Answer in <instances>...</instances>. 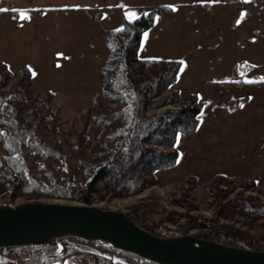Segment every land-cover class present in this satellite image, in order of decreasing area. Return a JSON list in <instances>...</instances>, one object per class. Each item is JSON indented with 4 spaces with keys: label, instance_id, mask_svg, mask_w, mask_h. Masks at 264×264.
I'll list each match as a JSON object with an SVG mask.
<instances>
[{
    "label": "rangeland",
    "instance_id": "374dc122",
    "mask_svg": "<svg viewBox=\"0 0 264 264\" xmlns=\"http://www.w3.org/2000/svg\"><path fill=\"white\" fill-rule=\"evenodd\" d=\"M53 6L61 9L52 11ZM158 7L169 10L156 15L152 27L144 32L147 39L143 34L137 57L177 67L176 83L167 94L196 96L203 103L200 124L192 134H179V162L157 171L156 185L137 196L92 200L90 205L136 215L140 221L177 236L205 240L201 236L209 232L193 224L211 220L258 237L259 229L248 228L244 218L225 219L219 210L236 198L264 203L263 5L252 1L235 5L233 0H40L34 7L39 10L25 14V19L13 22L7 15L0 16V62L11 73L27 68L33 96H52L50 104L59 112L58 124L67 131V143H75L83 111L90 109L93 98L102 92L106 32L129 21L126 13L139 17ZM240 63L249 65L251 71L237 78L234 72ZM142 78L139 76L140 89L148 83ZM240 79L243 85L236 82ZM39 135L49 144L58 139L41 125ZM74 168L71 159L68 171L72 173ZM219 175L231 180L230 184H214ZM248 182L256 187L245 188ZM10 192L0 184L1 205L82 204L46 197L11 199ZM65 261L92 264L88 255Z\"/></svg>",
    "mask_w": 264,
    "mask_h": 264
},
{
    "label": "trees",
    "instance_id": "16d2710c",
    "mask_svg": "<svg viewBox=\"0 0 264 264\" xmlns=\"http://www.w3.org/2000/svg\"><path fill=\"white\" fill-rule=\"evenodd\" d=\"M167 7L154 8L119 29H109L105 36L107 57L102 68V92L93 98L91 108L83 111L82 128L75 143H67V131L58 122L59 112L46 98L33 96L31 74L23 67L11 73L0 62V184L11 189L7 195L75 201L90 205L92 200L122 199L137 196L157 184L155 173L176 166V137L192 134L200 124L203 103L194 96L183 98L167 94L176 83L177 67L166 61L137 57L144 32L156 15ZM18 11L10 13L15 17ZM251 67L240 63L235 77ZM139 76L148 83L139 88ZM14 81L13 83H11ZM243 85L244 80L236 81ZM168 107H173L170 109ZM165 108L162 113L156 111ZM167 108V109H166ZM58 139L50 144L39 135V126ZM73 159L75 168L68 171ZM214 184L231 180L217 176ZM254 182L245 188L254 189ZM222 218L239 216L248 228H257L258 237L211 220H195L194 227L207 230L203 239L230 247L264 251V203L236 198L219 210ZM147 232L162 238L177 237L163 227L126 214ZM64 242V254L57 257L59 245L17 246L0 249V264H52L79 255H88L92 264H113L84 246ZM95 246H100L94 243ZM106 249V247H104ZM109 249V248H107ZM119 253L134 264H154L131 254ZM124 264V263H115Z\"/></svg>",
    "mask_w": 264,
    "mask_h": 264
},
{
    "label": "water",
    "instance_id": "95a60500",
    "mask_svg": "<svg viewBox=\"0 0 264 264\" xmlns=\"http://www.w3.org/2000/svg\"><path fill=\"white\" fill-rule=\"evenodd\" d=\"M68 238L99 242L154 264H264V251L189 235L158 237L124 213L98 206L57 202L0 205V249L51 242L60 245Z\"/></svg>",
    "mask_w": 264,
    "mask_h": 264
},
{
    "label": "crops",
    "instance_id": "0c3cea01",
    "mask_svg": "<svg viewBox=\"0 0 264 264\" xmlns=\"http://www.w3.org/2000/svg\"><path fill=\"white\" fill-rule=\"evenodd\" d=\"M39 1L40 0H27V1H25V0H0V8H4V9L8 10L5 12H0V16L7 15L8 21L17 22L19 17H20L21 12H25V14L37 12V10H39V8L37 9L34 7L38 4ZM45 1H47V0H45ZM250 1H252L253 3L259 4V6H262V5L264 6V0H250ZM233 2L235 3V5H237L238 3L239 4L243 3L242 0H233ZM217 3H219V2H217ZM50 9L53 11V10H57V9H61V8H57L56 6H53V8H50ZM13 11H18V14L17 15L13 14V16H15V17L12 18V17H10V13ZM65 262H62V263L65 264Z\"/></svg>",
    "mask_w": 264,
    "mask_h": 264
},
{
    "label": "built area",
    "instance_id": "2783aa9c",
    "mask_svg": "<svg viewBox=\"0 0 264 264\" xmlns=\"http://www.w3.org/2000/svg\"><path fill=\"white\" fill-rule=\"evenodd\" d=\"M73 240H75V239L68 238V239L65 240V242H67V243H70L71 242L73 244H76L77 241L76 240L73 241ZM94 243H97V244H99L102 247L95 246ZM82 244L84 246H86L87 248L95 251L99 255L105 257L107 260H109L113 264H115V263H124V264H127L129 262L122 255H120L119 253H115V252L109 250L110 248L107 247L105 244H102V243H99V242L84 241V240H83V243ZM104 247H106V249ZM107 248H109V249H107ZM59 252H60V255L59 256H61V255L64 254V245H63V243H61L59 245Z\"/></svg>",
    "mask_w": 264,
    "mask_h": 264
},
{
    "label": "snow or ice",
    "instance_id": "6c2138e0",
    "mask_svg": "<svg viewBox=\"0 0 264 264\" xmlns=\"http://www.w3.org/2000/svg\"><path fill=\"white\" fill-rule=\"evenodd\" d=\"M242 2H243V3H248V2H250V0H242ZM172 10L175 11L174 8H173ZM5 11H8V10H7V9H4V8H0V12H5ZM126 16H127L128 20H129V22H131L133 19L138 18V17H136V14H135V13H126ZM243 16H244V14L241 13V18H243ZM20 17H21L22 19H25V18H26L25 13L21 12V13H20ZM237 23H239V21H237ZM144 37H145V39H147V33L144 34ZM181 63H183V62L181 61ZM33 75H35V73H33ZM246 82H248V83H252V81H246ZM241 107H243V105H241ZM202 115H203V112H201V116H202ZM197 119H200V117H197ZM179 139H180V137L177 136V137H176L177 143H179ZM178 162H179V161H177V163H178ZM56 255L59 256V255H60V252L57 251ZM65 264H67V262H65Z\"/></svg>",
    "mask_w": 264,
    "mask_h": 264
},
{
    "label": "bare ground",
    "instance_id": "6f19581e",
    "mask_svg": "<svg viewBox=\"0 0 264 264\" xmlns=\"http://www.w3.org/2000/svg\"><path fill=\"white\" fill-rule=\"evenodd\" d=\"M63 240V239H60V241ZM62 256V255H61ZM61 256H57V257H61Z\"/></svg>",
    "mask_w": 264,
    "mask_h": 264
}]
</instances>
